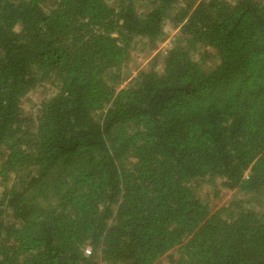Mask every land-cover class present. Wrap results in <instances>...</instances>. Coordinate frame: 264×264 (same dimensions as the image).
Masks as SVG:
<instances>
[{
  "label": "trees",
  "instance_id": "16d2710c",
  "mask_svg": "<svg viewBox=\"0 0 264 264\" xmlns=\"http://www.w3.org/2000/svg\"><path fill=\"white\" fill-rule=\"evenodd\" d=\"M0 186V264H264V0H0Z\"/></svg>",
  "mask_w": 264,
  "mask_h": 264
},
{
  "label": "rangeland",
  "instance_id": "374dc122",
  "mask_svg": "<svg viewBox=\"0 0 264 264\" xmlns=\"http://www.w3.org/2000/svg\"><path fill=\"white\" fill-rule=\"evenodd\" d=\"M140 10H145V7H140ZM166 32L168 33V45L170 44L171 37L174 38L177 30L173 28L172 24L167 23ZM162 43H160L157 47V51L152 53L151 49L148 50L147 47H144L141 44H138V47L133 50L131 60L128 62L126 66V70L130 73V76H135L140 70L149 68V63L151 62V58L161 50ZM210 62H212L210 60ZM157 68H161L160 65ZM53 94V90L49 84L45 83L37 86L33 89L26 97V100L23 103V107L27 113L32 112L36 109V106L40 104L41 101L48 98ZM219 182V181H218ZM217 182V183H218ZM219 186V185H218ZM217 186L218 193H215V188L209 184H202L198 188L199 195L201 198L208 202L212 209H217L223 205H225L233 196L234 192L228 191L220 186ZM2 191V187L0 186V192ZM240 197H244L241 195ZM89 249H87L88 251ZM160 264H170L169 259L164 257Z\"/></svg>",
  "mask_w": 264,
  "mask_h": 264
},
{
  "label": "built area",
  "instance_id": "2783aa9c",
  "mask_svg": "<svg viewBox=\"0 0 264 264\" xmlns=\"http://www.w3.org/2000/svg\"><path fill=\"white\" fill-rule=\"evenodd\" d=\"M167 45H168V39H167L165 42H163V43H162V46H161V50H162V52H163L164 54H167V51H168V47H167Z\"/></svg>",
  "mask_w": 264,
  "mask_h": 264
}]
</instances>
